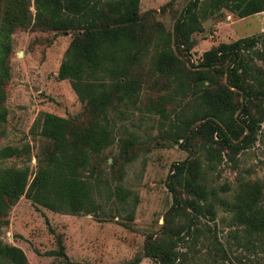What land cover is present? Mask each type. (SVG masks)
<instances>
[{
	"label": "rangeland",
	"instance_id": "374dc122",
	"mask_svg": "<svg viewBox=\"0 0 264 264\" xmlns=\"http://www.w3.org/2000/svg\"><path fill=\"white\" fill-rule=\"evenodd\" d=\"M41 1L22 0L26 19L4 43L7 77L0 80V148L9 147L13 153L0 156V170L27 168L31 174L54 164L58 150L57 157L65 159L69 150L57 145L53 155L54 142L41 133L43 113L65 118L78 128L99 123L113 139L97 154L87 151L78 171L81 180H90L101 170L96 210L72 212L59 203L52 210L22 194L0 214V243L19 248L24 264H168L145 252L150 242L169 250L173 264H264V232L245 231L216 202L212 216L197 214L183 202L176 207L168 189L174 165L195 160L205 183L226 201L237 192L250 194L259 185V212L264 211V111L255 113L260 102L253 99L258 105L250 109L253 118L261 120L252 141L233 152L215 143L213 135L208 143L217 153L210 157L200 134H193L201 121H191L196 98L208 81L184 75L196 68L203 51L218 43L260 34L264 39V10L238 17L226 8L210 12V1L199 0L193 11L200 28L190 34L191 44L185 47L174 41L172 31L191 0H139L141 37L135 60L125 66L124 76L120 68L125 63L104 74L101 92L108 104L91 114L68 81L56 78L75 31L35 23ZM165 48L176 57L169 74L156 70L154 59ZM253 49L264 51V46L260 41ZM248 62L252 68L246 83L257 77L264 89V62L253 55ZM209 75L226 84L224 73ZM115 82H131L136 90L118 99ZM236 94L239 110L246 94ZM260 100L264 105V98ZM181 127L184 138L178 137ZM189 133L193 135L184 140ZM105 181L108 193L103 191ZM115 185L126 192L120 199Z\"/></svg>",
	"mask_w": 264,
	"mask_h": 264
},
{
	"label": "trees",
	"instance_id": "16d2710c",
	"mask_svg": "<svg viewBox=\"0 0 264 264\" xmlns=\"http://www.w3.org/2000/svg\"><path fill=\"white\" fill-rule=\"evenodd\" d=\"M198 1L191 0L185 6L183 17L175 23L172 31L174 41L185 47L191 44L190 34L200 28L193 11ZM209 1L210 12L226 8L238 17L264 10V0ZM138 2L139 0H43L36 7L35 23L54 30L75 31L65 56L58 65L56 78L68 81L91 114L102 111L108 104L106 93L101 92L104 74L107 71L112 72V67L125 63L120 68L121 76H124L127 74L125 66L135 60V47L141 37ZM25 19L22 0H0V80L7 77L6 68L3 66L4 43L8 41L12 29L21 26ZM260 41L264 46L261 34L218 43L203 51L196 68L184 74L193 81H208V86L196 98L198 101L192 110L191 121H201L193 134H200L205 143L204 150L210 157L217 153L208 143L212 141L213 135L217 138L215 143L220 147L238 151L252 141L257 122L261 121L259 117L253 118L250 109L260 102V108L255 113H263L264 105H261L260 98H264V89L257 77H253L255 83H246V78L251 75L252 67L248 61L252 59V55L264 62V51L253 49ZM154 59L156 70L168 74L176 64V57L170 48L159 50ZM209 73H224L226 84L216 81ZM113 86L119 91L118 99L129 98L136 90L131 82H115ZM236 92L246 94L239 110L233 100ZM253 99L258 102L254 103ZM187 124L188 121H185L183 127H187ZM179 129L182 132L178 137L184 138V128ZM41 133L54 142L53 155L55 146L63 145L69 150L67 156L65 159L57 157L61 153L58 150L57 156L52 158L54 164L40 167L31 174H28L27 168L1 169L0 214L22 194L31 202L52 210L57 209V203L72 212L96 210L94 200L102 191V177L99 175L101 170H98L97 176L92 177L91 174L90 180H81L78 171L86 163L87 151L97 154L112 142L109 132L99 123L89 128H78L65 118L43 113ZM192 135L189 133L184 140ZM12 153L9 147L0 148V156L6 157ZM168 189L176 207L183 202L197 214L206 213L212 216L216 202L226 207L232 213L231 217L237 224H242L245 231L264 232V211L259 212L262 197L259 185L250 194L237 192L230 201H226L219 198L215 190L205 183L198 161L192 160L174 165ZM103 191H111L108 184ZM113 191L118 199L126 194L116 185ZM178 193L186 195L187 199L179 197ZM144 250L161 263H174L175 258L171 252L159 242L147 243ZM5 263L24 264L25 256L19 248L0 243V264Z\"/></svg>",
	"mask_w": 264,
	"mask_h": 264
}]
</instances>
